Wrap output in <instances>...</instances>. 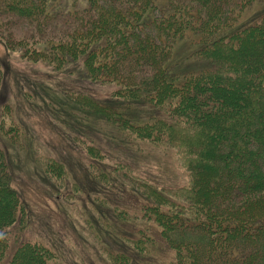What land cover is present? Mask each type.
<instances>
[{
    "label": "trees",
    "instance_id": "16d2710c",
    "mask_svg": "<svg viewBox=\"0 0 264 264\" xmlns=\"http://www.w3.org/2000/svg\"><path fill=\"white\" fill-rule=\"evenodd\" d=\"M255 3L264 0H0V14L49 35L10 40L11 53L53 72L75 64L107 89H62L81 106L64 112L92 118L106 151L79 145L141 201L138 236H122L131 250L105 248L102 264H264V8L248 16ZM134 140L165 149L184 182L160 184L122 161L118 145ZM44 169L61 187L71 176L51 157ZM26 219L0 149V264H63L51 246L22 239ZM152 246L168 258H150Z\"/></svg>",
    "mask_w": 264,
    "mask_h": 264
},
{
    "label": "rangeland",
    "instance_id": "374dc122",
    "mask_svg": "<svg viewBox=\"0 0 264 264\" xmlns=\"http://www.w3.org/2000/svg\"><path fill=\"white\" fill-rule=\"evenodd\" d=\"M263 8L264 3L253 4L247 10L248 16ZM30 25L13 14H0V107L4 105L6 113L2 114L0 108V149L5 155L10 184L27 209L21 237L24 241L51 246L63 264H102L105 248L114 246L115 250L127 253L131 250L122 236H138L137 228L142 221L133 219L132 214L138 212L141 201L127 182L111 173L107 160L102 161L103 166H98L100 162L89 158L88 149L94 148L87 145L106 151L93 139V133L99 130L94 120L64 112L66 108L81 106L74 108L69 99L63 97V88L74 91L81 88L101 95H106L107 89L89 83L85 77L82 79L75 64L64 71L53 72L40 60H24L19 53L7 49L10 40L42 41L49 36L47 33L33 36ZM182 50L184 54L189 53L186 47ZM83 122L90 123L88 134L82 127ZM102 129L107 137L112 134L109 126ZM116 138L118 143L127 141L123 134H116ZM78 139L91 142L83 149ZM107 142L101 141L108 147L111 141ZM134 142L136 146L128 148L118 145L122 161H128L160 184L168 185L176 179L178 183L184 182L183 172L176 168L165 149ZM46 157L69 170L72 177L65 180L62 187L44 172ZM115 207L123 209L126 216L115 217L112 213ZM153 233L159 246L157 232ZM149 249L152 259L168 258L166 253L158 252L157 247Z\"/></svg>",
    "mask_w": 264,
    "mask_h": 264
}]
</instances>
